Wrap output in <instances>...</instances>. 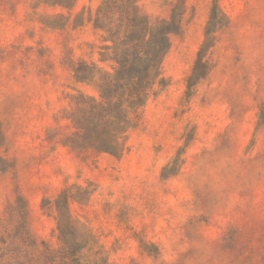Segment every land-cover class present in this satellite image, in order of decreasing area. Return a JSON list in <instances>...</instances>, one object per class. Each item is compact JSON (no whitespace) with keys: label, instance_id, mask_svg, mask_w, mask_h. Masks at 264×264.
<instances>
[{"label":"rangeland","instance_id":"rangeland-1","mask_svg":"<svg viewBox=\"0 0 264 264\" xmlns=\"http://www.w3.org/2000/svg\"><path fill=\"white\" fill-rule=\"evenodd\" d=\"M100 1L0 0V264H264V0H139L179 24L120 155L70 145Z\"/></svg>","mask_w":264,"mask_h":264},{"label":"trees","instance_id":"trees-1","mask_svg":"<svg viewBox=\"0 0 264 264\" xmlns=\"http://www.w3.org/2000/svg\"><path fill=\"white\" fill-rule=\"evenodd\" d=\"M72 9L76 0H41ZM139 0H101L88 20L99 31L102 45L98 61L72 66L76 82L91 86L96 95L79 92L71 97L69 118L75 128L72 147L120 155L123 138L134 115L161 82V62L169 48V35L178 29L172 10L169 18L151 17ZM210 22L205 35L211 32ZM198 54L194 69L201 64ZM193 69V71H194Z\"/></svg>","mask_w":264,"mask_h":264}]
</instances>
